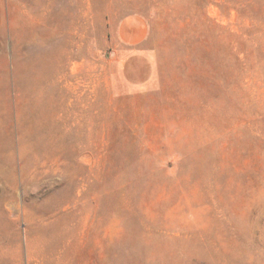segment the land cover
<instances>
[{
	"label": "rangeland",
	"instance_id": "rangeland-1",
	"mask_svg": "<svg viewBox=\"0 0 264 264\" xmlns=\"http://www.w3.org/2000/svg\"><path fill=\"white\" fill-rule=\"evenodd\" d=\"M0 264H264V0H0Z\"/></svg>",
	"mask_w": 264,
	"mask_h": 264
}]
</instances>
